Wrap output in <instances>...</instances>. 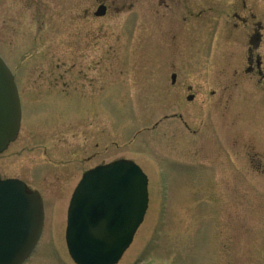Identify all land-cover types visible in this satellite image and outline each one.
I'll use <instances>...</instances> for the list:
<instances>
[{
	"label": "rangeland",
	"instance_id": "1",
	"mask_svg": "<svg viewBox=\"0 0 264 264\" xmlns=\"http://www.w3.org/2000/svg\"><path fill=\"white\" fill-rule=\"evenodd\" d=\"M251 13L264 25V0H0V57L21 103L0 180L44 203L24 264H74L72 192L117 160L148 180L117 264H264V34L259 76L246 71Z\"/></svg>",
	"mask_w": 264,
	"mask_h": 264
},
{
	"label": "water",
	"instance_id": "2",
	"mask_svg": "<svg viewBox=\"0 0 264 264\" xmlns=\"http://www.w3.org/2000/svg\"><path fill=\"white\" fill-rule=\"evenodd\" d=\"M99 6L95 17H103ZM172 82L175 76L171 77ZM189 97L188 100H191ZM21 107L14 77L0 57V154L19 133ZM148 180L135 163L117 160L85 172L70 197L65 245L74 264H117L148 206ZM43 201L17 179L0 180V264H24L40 239Z\"/></svg>",
	"mask_w": 264,
	"mask_h": 264
},
{
	"label": "flooded vegetation",
	"instance_id": "3",
	"mask_svg": "<svg viewBox=\"0 0 264 264\" xmlns=\"http://www.w3.org/2000/svg\"><path fill=\"white\" fill-rule=\"evenodd\" d=\"M243 8L246 7L245 3L242 2ZM99 7V6H98ZM250 18L252 20L251 26V34L248 33V42H249V48H248V58H247V72H253L254 70L259 72V76H261V60L260 57L254 56L253 53L257 50L258 46L260 45L262 41V33L264 34V25H262L261 21H258L255 14H250ZM264 18V17H263ZM234 19L236 20V23L234 24V27L237 28L238 25H241L243 27H247V20L237 14L234 15ZM19 92V91H18ZM20 97V96H19Z\"/></svg>",
	"mask_w": 264,
	"mask_h": 264
}]
</instances>
